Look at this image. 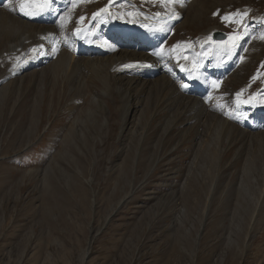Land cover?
I'll use <instances>...</instances> for the list:
<instances>
[{
    "label": "rangeland",
    "instance_id": "1",
    "mask_svg": "<svg viewBox=\"0 0 264 264\" xmlns=\"http://www.w3.org/2000/svg\"><path fill=\"white\" fill-rule=\"evenodd\" d=\"M22 1L7 0V7L18 13ZM73 1L64 10L54 5L61 13L52 25L66 53L72 52L71 34L81 17L88 22L92 9L111 2ZM129 1L150 14L165 10L160 0ZM180 3L177 8L187 10ZM192 4L162 45L161 71L175 74L178 43L203 52L206 32L224 33L223 43L211 37L208 45L225 47L198 55V67L209 63L217 73L234 52L236 61L225 76L218 72L216 88L202 100L213 114L240 124L232 115L231 108L241 113V102L231 106L233 93L247 87L251 95L264 85V0ZM238 38L245 40L235 51L230 43ZM27 39L11 47L0 35V80ZM38 74L8 88L0 85V264H264V148L253 135L252 115L243 129L249 134L224 140L219 161L200 153L198 134L214 130L198 101L165 130L168 108L143 125L140 110L155 106L157 92L141 95L125 124L116 95L106 98L102 113L90 114L95 96L103 95L99 75L91 76L76 106V94L62 77ZM192 120L203 128L192 129Z\"/></svg>",
    "mask_w": 264,
    "mask_h": 264
},
{
    "label": "bare ground",
    "instance_id": "2",
    "mask_svg": "<svg viewBox=\"0 0 264 264\" xmlns=\"http://www.w3.org/2000/svg\"><path fill=\"white\" fill-rule=\"evenodd\" d=\"M66 1L60 3L62 2L61 0H54L51 12L42 16V12L47 7V5L42 3V0H23L18 13L8 9L7 0H0V35L4 38V44H11L10 46L14 47L20 37L27 36L29 42L28 45L25 43L27 46L22 47L20 50H16L15 48V54L12 58L10 56L12 71L5 72L7 74L3 80H0V85L3 83V85L5 84V88H8L16 81H28L35 74H42L44 72V76H55V79L62 77L64 84L70 86L76 94L74 105L79 106V102L89 91L91 76L96 74L100 76L98 79L101 80L103 85V95L95 96V100L97 101L96 105H94L95 109L89 111L94 118L95 114L102 113L106 109V98L110 97L114 99L116 95L121 99L122 117L126 124V119L129 117L133 105L140 103L141 95L147 96L156 91L155 106L151 108L143 104L144 107L142 106L139 116L143 120V125H146L150 117L157 116L160 111L168 108L170 118L167 119V123L164 125L165 130L169 129L170 123L174 124V121L182 113L183 109H188L194 100L198 101L203 106L200 111L204 117L213 119L212 121H207V125L214 130L198 134L203 139L201 141V144H203L200 153L204 151L205 155L213 156L219 161L223 159L224 140L231 143L234 136H242L244 140L246 135L249 134V131L243 130L246 129L243 126L244 119L248 118L246 117V113H244L243 107L251 106L253 108L255 94L251 99L245 96L243 90L233 94L234 104L241 102L238 105V110L242 114H237L240 124L232 122L228 117L225 118L218 114H213L212 110L208 108L207 101L202 100L203 96L216 88L218 72L224 76L226 72L231 70L236 61L237 54L234 52V55L230 56L224 62V65L223 62L220 64L221 66L217 69V73L210 68L208 62H206L208 64L204 67H198L200 64L198 55H206L210 48H215L218 44V48L225 47L221 46L220 43L208 45L211 37L216 41L214 34L217 29H210L211 31L209 30L210 32H206L205 36H203L204 38L202 37L206 45L203 52L190 51L192 49H189L184 40L178 43L173 55V62L177 67L175 74L166 75L164 71H161L159 62L162 55L160 53L161 46L171 34L172 28L176 25H181L184 16L189 12L188 6H191L194 0H180V2L182 1V4H180L187 8L185 11L177 8L178 3L165 4V10L163 9L159 15L157 13L150 14L129 0H111L107 5L110 6L111 21L108 22L106 20L107 16H101V11L99 10L95 18L100 21L99 24L94 26L96 22L94 17L86 24L81 23L79 26L84 27L81 34L76 35L74 33L72 35L74 51L71 53L64 52V41L60 38L57 26L55 27V24L52 25L55 18L60 16L61 13L59 8H54V5L59 3L64 9ZM55 15L56 17L54 18ZM183 23H185V20ZM152 27L159 28V33L140 32ZM104 28L108 29L107 32ZM130 28L139 30V32L137 34L131 33L127 30ZM131 34H134V37L129 39L128 35ZM244 40L238 38L236 43L230 44H233L236 51ZM133 42L134 47H132ZM98 48L105 52L101 53L97 51L96 49ZM37 49H40L39 53H36ZM2 55H0V59ZM145 56H148L149 60ZM135 62H141V64L135 65ZM143 62L153 63L152 68L146 69ZM191 69L200 71L202 74L203 81L205 82V93L200 94L197 90L190 89L188 84H184L186 87H183L182 84L176 83L178 79L184 81L190 80ZM26 77L29 78L26 79ZM122 81H126V83L123 84ZM260 87V91L262 92L259 99L264 105V85ZM161 91L162 93H160ZM159 94L161 95L156 98ZM185 94L191 95V97ZM163 102H166V107L163 106ZM151 104H153V101ZM157 107L160 109L157 110ZM256 118L260 120V123L256 127L257 131L251 133H253L254 137L258 136L261 138L260 140L264 148V115L256 116ZM89 119L93 118L89 117ZM108 119H106L107 123L109 122ZM189 124L192 125V129L197 128L200 131L203 128L201 121L196 122L192 120ZM223 132L226 136L223 135ZM133 191L134 189L131 190L129 195H132Z\"/></svg>",
    "mask_w": 264,
    "mask_h": 264
},
{
    "label": "snow or ice",
    "instance_id": "3",
    "mask_svg": "<svg viewBox=\"0 0 264 264\" xmlns=\"http://www.w3.org/2000/svg\"><path fill=\"white\" fill-rule=\"evenodd\" d=\"M53 2H54V0H42V3L49 6V7L51 6V4ZM160 3H162V4H176V3H180V0H160ZM101 11H107V9H101ZM157 15H159V13H157ZM225 19H227V17H225ZM81 20H83V17H81ZM261 38H264V36H262ZM228 39H233V37H228ZM221 43H223V41H221ZM182 86L186 87V85H182Z\"/></svg>",
    "mask_w": 264,
    "mask_h": 264
},
{
    "label": "water",
    "instance_id": "4",
    "mask_svg": "<svg viewBox=\"0 0 264 264\" xmlns=\"http://www.w3.org/2000/svg\"><path fill=\"white\" fill-rule=\"evenodd\" d=\"M214 38L216 40H224L225 39V35L222 34V33H217V34H215ZM125 201H126V199L119 203V205L117 207L118 210L122 207V205L125 203Z\"/></svg>",
    "mask_w": 264,
    "mask_h": 264
}]
</instances>
